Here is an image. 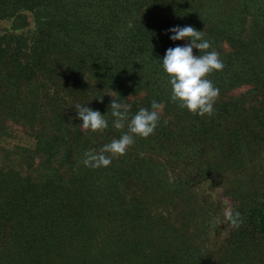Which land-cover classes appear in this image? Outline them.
<instances>
[{
  "label": "trees",
  "instance_id": "obj_1",
  "mask_svg": "<svg viewBox=\"0 0 264 264\" xmlns=\"http://www.w3.org/2000/svg\"><path fill=\"white\" fill-rule=\"evenodd\" d=\"M2 19L0 134L32 142L0 146V264H264V0H0ZM177 26L201 30L224 63L207 77L211 117L170 99L161 61L190 43L169 38ZM111 95L129 117L155 100L160 119L89 168L85 152L127 130L113 127ZM76 104L108 128L83 130ZM203 182L243 221H225L212 250Z\"/></svg>",
  "mask_w": 264,
  "mask_h": 264
},
{
  "label": "clouds",
  "instance_id": "obj_2",
  "mask_svg": "<svg viewBox=\"0 0 264 264\" xmlns=\"http://www.w3.org/2000/svg\"><path fill=\"white\" fill-rule=\"evenodd\" d=\"M168 31L174 33L169 37L173 41L184 39L190 41L184 46L168 48L161 61L163 73L170 84V99L181 110L186 109L189 113L201 117H211L214 114V104L219 97V89L207 77L214 71L223 70L224 63L220 59V54L215 50L208 51L211 47L210 42L203 39L204 33L201 30L198 31L192 26H177ZM194 48L202 54L194 55ZM111 96L113 99L109 107L114 118L113 127L117 130L125 128L127 130L118 139H113L98 151L90 149L85 152L82 163L89 168L107 167L113 158L125 155L136 137L147 138L154 134L160 119L162 105L155 100L151 102V109L140 108L129 117L131 105L118 102L114 95ZM100 98L101 96L97 99ZM74 107L77 117L82 121L83 130L103 132L108 128L107 119L98 110L82 107L81 104ZM223 217L233 228H239L243 222L239 211L226 210Z\"/></svg>",
  "mask_w": 264,
  "mask_h": 264
},
{
  "label": "rangeland",
  "instance_id": "obj_3",
  "mask_svg": "<svg viewBox=\"0 0 264 264\" xmlns=\"http://www.w3.org/2000/svg\"><path fill=\"white\" fill-rule=\"evenodd\" d=\"M9 25V20H0V32L6 30ZM30 26V25H29ZM14 32H18L14 30ZM242 88V87H241ZM241 89L238 88L233 92L236 93ZM32 139L25 133L15 129L5 130L0 134V146L11 148L14 145L30 146ZM200 194L202 200L205 201V207L213 211V227L209 228V233L206 238V248L212 250L216 248L227 234L228 225H226L223 213L230 209L231 200L228 196L222 193V190L217 186H211L209 182L201 183ZM191 232V226L188 227Z\"/></svg>",
  "mask_w": 264,
  "mask_h": 264
}]
</instances>
